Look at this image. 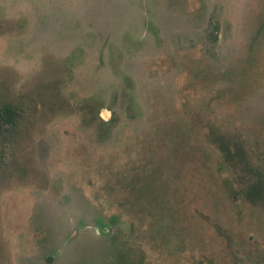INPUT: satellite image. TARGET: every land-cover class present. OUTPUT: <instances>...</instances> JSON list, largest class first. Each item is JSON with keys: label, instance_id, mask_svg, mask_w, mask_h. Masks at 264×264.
Instances as JSON below:
<instances>
[{"label": "rangeland", "instance_id": "obj_1", "mask_svg": "<svg viewBox=\"0 0 264 264\" xmlns=\"http://www.w3.org/2000/svg\"><path fill=\"white\" fill-rule=\"evenodd\" d=\"M6 102L0 264H264V0H0Z\"/></svg>", "mask_w": 264, "mask_h": 264}, {"label": "trees", "instance_id": "obj_2", "mask_svg": "<svg viewBox=\"0 0 264 264\" xmlns=\"http://www.w3.org/2000/svg\"><path fill=\"white\" fill-rule=\"evenodd\" d=\"M21 113H19L17 107L11 103H4L0 107V134H6L7 132L12 134L13 132H16L20 127V121L22 120ZM5 126L4 129H2ZM4 131H6L4 133ZM224 150L227 153L228 158H233L235 153L231 151L230 147L227 145H224ZM239 154V153H237ZM263 179H259L258 181H255L249 186L248 192H247V198L249 200H263L264 201V182Z\"/></svg>", "mask_w": 264, "mask_h": 264}]
</instances>
